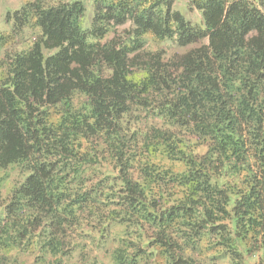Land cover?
Listing matches in <instances>:
<instances>
[{
  "label": "trees",
  "instance_id": "1",
  "mask_svg": "<svg viewBox=\"0 0 264 264\" xmlns=\"http://www.w3.org/2000/svg\"><path fill=\"white\" fill-rule=\"evenodd\" d=\"M92 4L0 33V264H264V0Z\"/></svg>",
  "mask_w": 264,
  "mask_h": 264
},
{
  "label": "rangeland",
  "instance_id": "2",
  "mask_svg": "<svg viewBox=\"0 0 264 264\" xmlns=\"http://www.w3.org/2000/svg\"><path fill=\"white\" fill-rule=\"evenodd\" d=\"M26 0H0V33L7 34L10 32L9 27L13 23V14L15 11L19 10L22 4ZM86 8V24L90 21L93 14V4L92 0H81ZM174 10L182 14L186 20L190 21L192 24L202 27L200 14L194 8L190 7V0H172ZM131 29V23L127 22L123 26L116 27L111 34H109L105 40H110L115 36L123 37L125 32ZM28 35L24 34L22 40L16 39V44L13 47H27L28 45ZM146 48L148 51L153 50H163L166 58H172L174 55L182 54L185 51L189 50L192 46L187 48H179L174 43L166 41L160 42L154 37L147 36ZM15 176H12L14 180ZM248 264H259L257 258L250 257L247 261Z\"/></svg>",
  "mask_w": 264,
  "mask_h": 264
}]
</instances>
